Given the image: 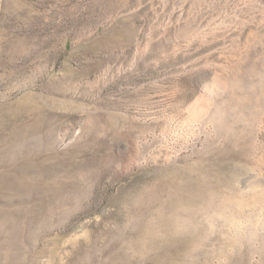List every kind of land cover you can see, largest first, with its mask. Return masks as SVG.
Returning <instances> with one entry per match:
<instances>
[{
  "label": "rangeland",
  "instance_id": "1",
  "mask_svg": "<svg viewBox=\"0 0 264 264\" xmlns=\"http://www.w3.org/2000/svg\"><path fill=\"white\" fill-rule=\"evenodd\" d=\"M176 172L234 218L174 264H264V0H0V264H122Z\"/></svg>",
  "mask_w": 264,
  "mask_h": 264
},
{
  "label": "bare ground",
  "instance_id": "2",
  "mask_svg": "<svg viewBox=\"0 0 264 264\" xmlns=\"http://www.w3.org/2000/svg\"><path fill=\"white\" fill-rule=\"evenodd\" d=\"M178 173L176 174V176L178 175ZM177 178L182 179V181L180 182L178 180L177 182V180L172 179L174 180L173 186L168 191H165V189L163 191L154 190L156 192L153 194V196H155L157 203L156 207L154 209H150L149 212L150 214L156 216V218L152 220V222L151 220L146 219L138 220L139 222L136 221L137 226L134 231L138 234L132 239H129V241H123L124 243L121 242L122 245H120L121 252H119V259L122 260V264L134 262L139 256L145 258V261H147L149 264H174L175 255H180V252L178 251L177 247L174 246L173 243L168 241L167 236L157 233V230L152 227V223H154L155 221L163 223V225L165 224V226H167V221L175 222L180 213L175 212L167 214V212H171L172 210H174L175 207L177 208L180 205L184 204L198 207L199 213L197 218L199 219V217H202V219H199V222L210 231L217 229L221 232V229L222 227H224V225L233 222L234 217L232 215H225L223 212V210H225L229 206L230 199L222 195V193L220 192L221 189L219 188V185H208L206 183L207 177H205L204 175L192 177L191 173L189 172L181 173L179 174V177L177 176ZM213 218L215 220H218V222L220 221L221 224L219 226L217 225L216 227L212 223L210 224L209 221ZM138 219H140V217ZM166 228L167 227H165L164 230ZM159 235L160 237L158 238ZM235 241H238L237 237ZM235 241H233L232 243L233 248H235L236 245ZM199 253V249H196L194 246H190L188 250L185 253H182L181 255H183V260L185 259V264H205L201 263L195 257V255ZM204 256H206L207 258L209 254L206 252L204 253ZM131 257H134V260ZM224 257H227L230 262L234 263V260L232 258L233 255L228 254Z\"/></svg>",
  "mask_w": 264,
  "mask_h": 264
}]
</instances>
